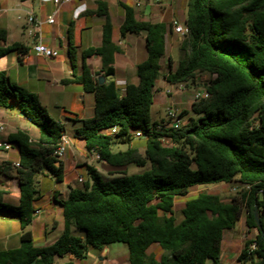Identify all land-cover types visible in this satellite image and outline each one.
Masks as SVG:
<instances>
[{
    "label": "trees",
    "instance_id": "16d2710c",
    "mask_svg": "<svg viewBox=\"0 0 264 264\" xmlns=\"http://www.w3.org/2000/svg\"><path fill=\"white\" fill-rule=\"evenodd\" d=\"M187 7L184 25L189 34L176 42L178 62L174 65L169 57L164 77L178 85L206 74L210 78L203 88L209 97L192 102L195 117L187 118L188 109L181 113L187 121L179 129H159L151 114L173 23L138 19L135 6L123 5L120 34H144L145 58L137 64L138 83L122 90L115 81L100 84V76H94L86 61L100 56L102 76H109L115 74V58L121 53L113 41L109 15L97 13L106 16L101 44L82 51L81 74L64 82L79 84L93 95L94 115L82 121L73 138L87 152L98 153L99 161L112 167L116 177L105 180L96 167L87 165L84 183L70 185L68 197L60 202L64 231L48 246H35L33 234L25 228L34 220L37 175L47 168L62 180V159L54 151L67 130L36 94L13 84L0 71V107H17L39 134L35 142L21 131L9 136L21 156L17 174L21 196L16 207L6 204L0 179V214L16 213L22 233L19 248L0 252V264H56L59 259L72 264L114 243L127 245V255L120 258L126 264H206L208 260L221 264L224 233L235 228L243 210L248 233L257 234L244 242L236 264H264V0H189ZM0 41H7L5 30H0ZM14 50L21 60L29 47L0 45V58ZM114 127L119 129L116 134L105 133ZM139 131L144 137H135ZM138 139L143 153L132 144ZM118 142L129 147L116 151ZM130 166L145 170L129 173ZM232 182L244 189L239 197L226 203L218 194L201 192L185 203L181 219L175 217L176 199L188 195L191 188ZM73 228L85 237L74 235ZM154 247L159 259L150 253Z\"/></svg>",
    "mask_w": 264,
    "mask_h": 264
},
{
    "label": "crops",
    "instance_id": "0c3cea01",
    "mask_svg": "<svg viewBox=\"0 0 264 264\" xmlns=\"http://www.w3.org/2000/svg\"><path fill=\"white\" fill-rule=\"evenodd\" d=\"M33 2H35V0H20V5H17V8L23 10L27 14L29 12L33 13L36 20L41 23L40 27L34 28L27 22V25L22 26L21 29L18 25H13L6 16L0 20V30H5L7 37L6 43L0 41L1 46L7 47L12 44L19 43L29 47L28 53L22 56L21 60L19 59L20 54L16 50L11 51L4 57L0 58V71H5L13 84L25 89L28 92L36 94L39 97L41 105L45 102L52 104L56 110H58V114H60L55 118L56 120L61 121L60 116H62L61 113L63 112V115L69 123L63 120L61 122L65 125L66 130L69 128V124L73 123L71 126V132L74 134L75 130L82 126L83 120L94 115V106L93 115L87 117L84 113H79L77 109L73 108L74 106L70 103V101L68 102L67 100L65 102H61V100L58 99L59 93L54 91L53 86H74L76 83L65 84L64 81H71L75 78V75L78 76L81 74L83 64L82 51L90 47L100 46L106 16L98 15L97 13L102 11L107 12L113 25V41L121 49V53L117 54L115 58L114 81L122 90L127 84L138 83L137 64L145 58V35H133L128 33L123 37L120 34V27L125 19V9L123 8V5L135 6L130 0H71L70 3H65L58 7L52 2V0H38L37 9L39 13L35 10ZM188 2L189 0H170L168 3H161L159 5L145 4L141 8L135 6L136 17L153 23L177 22L184 25L187 17ZM62 6L66 7L64 11H62ZM4 8L9 10L7 5L4 6ZM57 9L58 12L55 15V23L49 24L53 26V35L49 40H47V42H45L42 28L43 26L48 25V23H46L48 16L53 15ZM58 17H61L63 22L58 23ZM32 30L35 31V34L30 36L29 31ZM176 38L181 40L182 37L175 33L172 29V31L167 34L166 41L168 46L170 44L172 49L174 48L178 50ZM25 40H28V43H25ZM37 43H42L54 50H57L59 53L58 56L52 59L37 56L33 51V45ZM73 48H76L80 54L81 65L77 64ZM69 59L71 60L70 64ZM163 59H161L162 68ZM86 61L88 67L96 78L104 75L100 56L93 55L92 57L87 58ZM167 66L169 68V63ZM11 71L14 72L13 77L10 75ZM161 77L163 81V71ZM164 82L167 86L170 84L166 78ZM201 85L202 84L200 83L195 84L197 89H192L194 94L192 93V101H190V104L194 101L196 90L202 88L200 87ZM168 91L171 93L167 94ZM79 93L80 95L85 93L83 88L82 92ZM187 94L186 89L179 90V84H170V86L165 89L167 104L174 103L176 109L177 105L179 106V104H182L185 100H187ZM81 99L84 100L85 97L82 96ZM177 110L182 113L185 109ZM0 118L3 119L5 123L8 121L10 128L13 129L7 131L6 127V133L0 135V139L9 140V136L17 131L26 133L29 136L33 134V131H36L37 135L35 139L36 141L38 140L39 134L37 127L22 117L17 107L13 109L4 108V111L0 113ZM22 120H25L28 124L22 122ZM163 121L165 120L156 122L161 123ZM72 150L75 152H72ZM85 158L87 160H85ZM20 159V151L14 144L11 150L0 152V167L2 170L0 173V179L3 182L2 189L6 192L3 197V201L13 207H16L19 204L21 196L17 177L18 168L15 166L16 163H20ZM90 161V154L84 152V150L81 149L80 144L76 145L74 143L73 148L70 147V150H68L66 156L62 159V180H57L55 175L47 168L44 169V173L39 174V176L36 177L37 188L40 187L42 183L46 185L47 191L50 195L49 203L53 210L58 211L61 209L60 202L68 197L69 186L76 185L64 182L63 177L66 173L75 172L80 175L79 169L81 167L86 169L87 165H90L96 167L101 175L102 173L111 175L108 180L116 177L111 174L114 169L105 162L102 161L100 163H93L95 161L94 160L91 163ZM59 182H62L63 184L60 190L52 187V185L54 186ZM38 190L37 200L42 197L40 192L41 190L39 188ZM36 211H38V213H36ZM9 214L14 216H9ZM43 214V208L35 207L33 222L41 220ZM33 222L25 228V231H30L33 234V231L29 230V227L33 224ZM49 224L50 223H47L46 226H49ZM74 229L75 228H73L72 231ZM63 231L64 222L62 223L55 220L53 232H49L47 229V231H45L44 238L38 237V241H36L33 234L34 244L37 247L51 245L59 238ZM21 233L22 229L19 223V217L16 213L6 211L0 214V252L19 248L21 245ZM248 239L250 238H242V245H244V242ZM104 252L105 251L103 250L98 254V256L100 257ZM127 252L128 250L121 256L115 258H111L110 253H106L105 256L100 258L102 263L93 261L91 264H126L124 261H120V258L122 256H126ZM58 262L61 264H67V259H59ZM72 262V264H75L74 261ZM226 264L233 263L227 262Z\"/></svg>",
    "mask_w": 264,
    "mask_h": 264
},
{
    "label": "rangeland",
    "instance_id": "374dc122",
    "mask_svg": "<svg viewBox=\"0 0 264 264\" xmlns=\"http://www.w3.org/2000/svg\"><path fill=\"white\" fill-rule=\"evenodd\" d=\"M7 1V3H6ZM170 2V0H162V3H168ZM33 4L35 5V10L39 13L38 9H37V4H38V0H35V2H33ZM7 5V8L9 10H7L6 8H4V6ZM17 5H20V0H0V20H2L5 16L8 17V19L10 20V22L14 25H18L21 29L22 26L27 25V13L24 12L23 10H20L19 8H17ZM62 11H64L66 9V7H61ZM58 23L63 22V20L61 19V17H58L57 19ZM29 24V23H28ZM1 25V23H0ZM53 26L51 25H45L42 28V33L44 35L45 38V42H47V40H49L53 33ZM176 42H178V38H176ZM25 43H28V40H25ZM168 47V51H167V55L164 57L163 59V81H162V77H160L159 82L156 86V89L154 91V104L152 106V110H151V114H152V120L154 122L158 121H162V120H167V115H166V109L169 106V104H167L166 102V96H165V89H167L168 86H170V84L167 86V84L164 82L165 81V75L168 74L169 72V68L167 66V64L169 63L170 58L172 59L174 65L177 64L178 59H179V51L176 49H172L171 45L167 44ZM73 51L75 52L74 55H76V61L78 65H81L80 62V54L77 51L76 48H73ZM170 57V58H169ZM71 63V60L69 59V64ZM10 75L13 77L14 72L11 71ZM209 76L206 74H201L198 75L195 80L193 81H188L187 83H183L185 85V89L187 91V100H185L182 104H179V106L177 105V109L179 110H189V115L188 117H195V115L191 112L190 110V101H192V95L194 94V92H192V89H197V86H195V84H202L200 87H203L204 83L206 84L209 80ZM53 89L56 93H59L58 95V99L61 100V102H65L68 100V102L70 101V103L73 104V108L77 109V111L80 113H84V115L88 116H92L93 115V106H94V97L92 94H85L83 93L82 95H80L79 92H82V87L80 85L75 84L74 86H58V87H54ZM191 89V91H190ZM193 93V94H192ZM84 96L85 99H81V97ZM45 109L47 110V112L53 117L56 118L58 117V110H56V108L50 104V103H43L42 104ZM176 107V106H175ZM67 110V109H66ZM4 111V108L0 107V113ZM73 111V110H71ZM75 111V110H74ZM77 112V113H78ZM62 116H60L61 121H65L67 123H69V121L66 120L65 116L63 115V112L61 113ZM21 121V120H20ZM186 119L184 120V122L186 123ZM22 122H25L26 124H28V122H26L25 120H22ZM7 131L8 130H13L10 128V124L7 121ZM73 125V123L69 124V128L67 129V135L69 136L70 140H71V144L70 147L73 148L74 143L76 145H81V149L84 150V152L88 153L85 148L82 146V142L80 141H76L73 138V134L71 132V126ZM135 132V131H134ZM133 132V133H134ZM35 135V137H34ZM36 135L37 132L33 131V134L30 135L32 138V141L35 142L36 141ZM167 143V142H166ZM134 146H139L140 151L143 153L144 152V147H143V142L141 139L135 140L132 143ZM69 147V150H70ZM129 147L128 143H123V142H118L117 145L114 147V149L117 150H126ZM72 152H75L74 150H72ZM85 160H87L85 158ZM102 161L99 160H95L93 163H100ZM145 168H140V167H136V166H130L129 168V173H140L142 171H144ZM80 174H83L85 180L87 178L86 175V169L85 168H80L79 169ZM39 176V175H37ZM111 175L107 174V173H102V177L103 179L108 180V178ZM116 176V175H115ZM64 182L67 184H78V174L75 172H68L64 175L63 177ZM80 184V183H79ZM62 182L57 183L56 185H52L53 188H57V189H61L62 188ZM41 191L42 197L41 199L35 201V207L36 208H43L44 209V214L41 220L39 221H34L33 224L29 227V230L33 231L35 240L38 241V237L44 238L45 236V231H47V229L49 230V232H53V228H54V221H59L63 223V216H62V210L59 209L58 211H55L52 209V206L50 205V195L49 192L47 191V187L46 185H44V183H42V185L40 187H38ZM243 187H241L238 183L236 182H232V183H220V184H214V185H198L195 186L193 188L190 189L189 194L186 196H181L178 197L176 199L175 202V208H174V214L175 217L177 219H181L182 218V208L184 207L185 203L191 199H194L198 193L201 192H207V193H212V194H218L221 199L223 200V202H230L234 197H239L240 193L243 191ZM245 215H246V211L243 210L242 213V217L239 219V221L237 222L235 228L230 229V230H226L224 233V238L222 241V255H223V260H222V264H226L227 262H231L233 264H236V258L238 256V254H240L241 248H242V238L244 239L245 237H249L251 240H254L257 234V231L254 230L252 233H247V226L245 224ZM9 216H14V215H10ZM11 218V217H9ZM11 220V219H10ZM47 223H50L49 226H46ZM72 233L76 236L85 237V233L81 230L78 229H74L72 231ZM128 250L127 245L124 243H114L109 245L108 247H106L104 249V253L99 257L98 253L91 251L89 252V256L84 259V260H74L75 264H91L93 261H98L99 263H102L100 258H102L103 256L106 255V253H110V257L111 258H115L118 256H121L123 253H125ZM150 253L156 255V258L159 259L161 256H159V250L157 247H154L150 250ZM91 256V257H90ZM56 264H61L59 262H57ZM206 264H214L213 261L208 260Z\"/></svg>",
    "mask_w": 264,
    "mask_h": 264
},
{
    "label": "built area",
    "instance_id": "2783aa9c",
    "mask_svg": "<svg viewBox=\"0 0 264 264\" xmlns=\"http://www.w3.org/2000/svg\"><path fill=\"white\" fill-rule=\"evenodd\" d=\"M136 7L141 8L143 5L145 4H150V5H159L162 3V0H130ZM52 2L58 7L62 4L65 3H70L71 0H52ZM58 12V9L54 12L53 15L48 16L46 23L48 24H54L55 23V15ZM27 22L35 27H40L41 23L38 22L35 18V15L33 13H28L27 14ZM173 31L177 34H179L181 37H184L186 35L189 34V29L183 25V24H179L177 22L173 23ZM35 34V31H29V35L33 36ZM33 51L35 52V54L37 56H42L44 58L47 59H52V58H56L58 56V51L54 50L42 43H37L35 45H33ZM186 83V82H184ZM179 90H185V85L183 83L179 84ZM171 92H167V94H170ZM209 97V93L207 92V90L205 88H200L198 90H196L195 95H194V100L198 101L204 98H208ZM167 111V120L163 121L160 123V125L158 126L159 129H179L182 125H183V118L181 117V113L175 108L174 103H170L169 106L166 109ZM6 127L7 124L5 123V121L3 119L0 118V135L5 134L6 133ZM118 128L114 127V128H110L108 130L105 131V133L107 135H114L118 132ZM136 138H142L144 137L143 132L139 131L135 134ZM71 144V140L69 138V136L67 135V133H64L57 145H56V149L54 151V156L59 158V159H63L70 147ZM13 148V144L8 140V139H0V152L2 151H9ZM91 156V163L94 160H99V155L98 153H96L95 151H90L88 152ZM15 166L17 168L20 167V163H16ZM85 178L82 174L78 175V182L79 183H84ZM249 188V187H247ZM36 213H38V211H36ZM256 247L255 242L251 245V249L254 250Z\"/></svg>",
    "mask_w": 264,
    "mask_h": 264
},
{
    "label": "water",
    "instance_id": "95a60500",
    "mask_svg": "<svg viewBox=\"0 0 264 264\" xmlns=\"http://www.w3.org/2000/svg\"><path fill=\"white\" fill-rule=\"evenodd\" d=\"M114 74H111L109 76H100L99 77V80H100V84H103L105 82L109 83V82H112L114 81ZM121 94V90H118V95ZM255 219H256V223L258 225V227L261 229V223H260V219H259V216H258V211H257V208L255 209ZM263 233V231H262Z\"/></svg>",
    "mask_w": 264,
    "mask_h": 264
}]
</instances>
